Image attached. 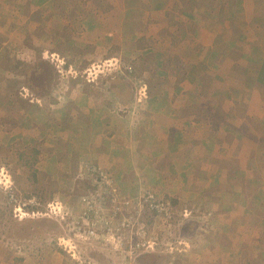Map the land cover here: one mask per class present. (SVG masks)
<instances>
[{
	"label": "crops",
	"instance_id": "crops-1",
	"mask_svg": "<svg viewBox=\"0 0 264 264\" xmlns=\"http://www.w3.org/2000/svg\"><path fill=\"white\" fill-rule=\"evenodd\" d=\"M81 2L56 0V10L50 11L35 0H0V62L26 55L12 51L16 45L33 49L53 42L67 61L63 47L71 46V54L81 45L80 27L74 19L65 27L55 16L73 10L78 14L86 5ZM102 2L107 3L90 0L86 5L95 26L88 28L85 57L97 59L109 48L122 60L137 62L130 76L143 90L142 101L134 102L131 85L129 92L124 89L127 85L112 80L102 97L118 96L125 108L136 106L142 111L134 120L125 113L118 115L126 121L117 123L111 120L116 115L110 107H97L107 110L103 116L111 127L102 147L94 146L89 155L97 154L102 164L110 166L122 191L128 184L121 182L115 167L120 174H137L136 187L142 180V188L164 192L172 204L202 200L216 213L210 221L216 230H209L210 234L218 243L223 240L221 246L209 245L205 251L210 248L211 253L221 254L224 264H237L243 255H254L253 264L261 260L264 264V68L252 63L258 56L264 61V50L252 53L247 42L246 32H254V24L242 28L240 22H231L236 33H209L213 16L204 0H110L114 11L121 10L114 19L107 17L110 9L96 12ZM19 13L25 25L13 22ZM37 15L46 22H33ZM45 24L49 34L39 35L36 26ZM113 24L118 25L112 28ZM14 28L27 37L17 38ZM58 31L69 32L70 40L62 43ZM123 94L127 96L122 98Z\"/></svg>",
	"mask_w": 264,
	"mask_h": 264
},
{
	"label": "rangeland",
	"instance_id": "rangeland-1",
	"mask_svg": "<svg viewBox=\"0 0 264 264\" xmlns=\"http://www.w3.org/2000/svg\"><path fill=\"white\" fill-rule=\"evenodd\" d=\"M55 1L35 0L50 11L56 10ZM82 1L90 5V0ZM105 2L96 12L110 9L107 17L116 18L121 10L117 7L114 11L110 0ZM204 4L213 16L209 33H231L235 31L231 22H240L242 28L250 22L255 29L247 30L246 38L252 53L264 50V10H260L264 0H204ZM86 5L76 15L74 10L58 18L54 15L65 27H70L71 19L80 27L81 45L71 54V46L63 47L69 55H64L67 61L58 52L61 47L53 42L34 45V50L16 45L12 51L26 55L0 62V264H224L221 254L211 253L210 248L205 251L223 241L218 243L215 234H210L216 230L210 222L216 213L210 212L209 205L197 198L187 205L172 204L164 192L142 188V180L136 187L137 174H120L115 167L121 182L128 184L122 191L110 166L102 164L97 154L89 155L94 146L102 147L111 127L103 116L107 110L97 107H110L116 115L111 120L117 123L126 121L118 115L125 113L134 120L142 111L136 106L125 108L118 103V96L102 97L105 86H111L109 81L124 83L129 92L131 85L136 103L142 101L143 90L130 76L137 62L122 60L109 48L97 59L85 57L88 28L95 26ZM15 16L13 22L24 23L21 13ZM43 19L37 15L33 22L44 23ZM224 22H230L229 26ZM24 25L20 28L27 34ZM47 26H36L37 33L49 34ZM14 30L17 38L27 37L22 30ZM58 32L62 43L70 40L69 32ZM36 59L43 62L36 63ZM252 63L257 69L264 68L259 56ZM95 133L99 134L98 142ZM232 161L227 160L228 165ZM102 173L118 187L116 202L100 179ZM148 193L154 195L153 201L147 200ZM155 204L160 205L158 210ZM48 205L54 210H48ZM191 223L200 225L194 238L187 236ZM253 257L243 255L237 264H253ZM255 264H262V260Z\"/></svg>",
	"mask_w": 264,
	"mask_h": 264
},
{
	"label": "built area",
	"instance_id": "built-area-1",
	"mask_svg": "<svg viewBox=\"0 0 264 264\" xmlns=\"http://www.w3.org/2000/svg\"><path fill=\"white\" fill-rule=\"evenodd\" d=\"M93 171H97V168L96 167H93L92 169ZM101 181L103 182V184L105 185V187L109 188L112 192H113V196L115 198V202L118 199V189L116 187H114L113 183H112V180L108 178V174H101ZM120 194V193H119ZM147 200H154V195L151 194V193H148L147 196H146ZM156 205V209L158 210L160 208V205L159 204H155ZM48 210H54V206L52 205H48L47 207Z\"/></svg>",
	"mask_w": 264,
	"mask_h": 264
},
{
	"label": "trees",
	"instance_id": "trees-1",
	"mask_svg": "<svg viewBox=\"0 0 264 264\" xmlns=\"http://www.w3.org/2000/svg\"><path fill=\"white\" fill-rule=\"evenodd\" d=\"M49 76H50L49 78H52L53 77V73L49 74ZM199 226L200 225H198V224L191 223V227L187 231V234H188L187 236H189L191 238H194L199 232Z\"/></svg>",
	"mask_w": 264,
	"mask_h": 264
}]
</instances>
